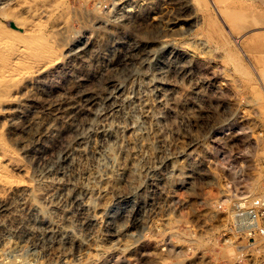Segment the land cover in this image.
I'll list each match as a JSON object with an SVG mask.
<instances>
[{"label": "rangeland", "instance_id": "1", "mask_svg": "<svg viewBox=\"0 0 264 264\" xmlns=\"http://www.w3.org/2000/svg\"><path fill=\"white\" fill-rule=\"evenodd\" d=\"M60 1H0V24L56 34L62 57L31 69L10 110L13 147L37 190L0 210V264H264V235L250 238L242 219L264 188V0ZM234 14L257 22L238 26ZM13 214L29 236L15 234Z\"/></svg>", "mask_w": 264, "mask_h": 264}, {"label": "bare ground", "instance_id": "2", "mask_svg": "<svg viewBox=\"0 0 264 264\" xmlns=\"http://www.w3.org/2000/svg\"><path fill=\"white\" fill-rule=\"evenodd\" d=\"M1 1V0H0ZM3 1V0H2ZM13 1V0H12ZM32 1V0H31ZM62 1V0H61ZM60 1V2H61ZM64 1H66V0H64ZM100 1V0H99ZM132 1H134V0H132ZM140 1H142V0H140ZM9 2V1H8ZM39 2H41V1H39ZM78 2V1H77ZM143 2H144V0H143ZM146 2V1H145ZM195 2H197L196 0H195ZM19 3V2H18ZM34 3H35V1H34ZM65 3V2H64ZM129 3V2H128ZM135 3V2H134ZM141 3V2H140ZM36 4V3H35ZM51 4V3H50ZM58 4H60V3H58ZM144 4V3H143ZM190 4V3H189ZM9 5H10V3H9ZM54 5V4H53ZM192 5V4H191ZM13 6V5H12ZM22 6V5H21ZM34 6V5H33ZM51 7H53L52 5H50ZM47 7V8H50V9H48V10H50V12L49 13H52L51 11H53V10H51V7ZM62 6V5H61ZM129 6V5H128ZM17 7V6H16ZM26 7V6H25ZM24 7V8H25ZM40 7V6H39ZM54 7H55V5H54ZM60 7V6H59ZM58 7V8H59ZM63 7V6H62ZM135 7V6H134ZM13 8V7H12ZM29 8V7H28ZM43 8V7H42ZM46 8V9H47ZM66 8V7H65ZM68 8V7H67ZM126 8V7H125ZM132 8V7H131ZM130 8V9H131ZM140 8V7H139ZM22 9H23V7H22ZM60 9V8H59ZM64 9V8H63ZM133 9V8H132ZM132 9H131V11H132ZM168 9V8H167ZM30 10H32V13H33V9H30ZM29 10V11H30ZM40 10H42L41 9V7H40ZM56 10V12H57V10L58 9H55ZM65 10H67V9H65ZM136 10V9H135ZM23 11V10H22ZM26 11H28V9L26 10ZM38 11V10H37ZM68 11V10H67ZM71 11V10H70ZM18 12V11H17ZM35 12V11H34ZM44 12V11H43ZM42 12V13H43ZM55 12V11H54ZM53 12V13H54ZM55 12V13H56ZM147 12V11H146ZM162 12H164V11H162ZM161 12V14H163ZM19 13V12H18ZM25 13H27V12H25ZM42 13H40L41 15H43ZM63 13V12H62ZM68 13V12H67ZM131 13V12H130ZM160 13V12H159ZM187 13V12H186ZM12 14H13V12H12ZM22 14H23V12H22ZM30 15H31V13H29ZM39 14V15H40ZM45 14V13H44ZM69 14V13H68ZM160 14V15H161ZM194 14H196L195 12H194ZM16 15V14H15ZM15 15H13V16H15ZM33 15V14H32ZM152 15V14H151ZM8 16V15H7ZM6 16V17H7ZM17 16V15H16ZM50 16V15H49ZM55 16V15H54ZM58 16V15H57ZM70 16V15H69ZM131 16H133V15H131ZM158 16V15H157ZM230 16V15H229ZM228 16V17H229ZM11 17V16H10ZM29 17H31V16H29ZM33 17V16H32ZM61 17H63V16H61ZM139 17V16H138ZM141 17V16H140ZM185 17V16H184ZM246 16H244V17H240V16H237V15H231L230 16V19L236 24V25H238V26H240V25H242L243 23L244 24H248V23H250L251 25H253L254 24V22H257V21H253V20H249V19H247V18H245ZM4 18V17H3ZM35 18V17H34ZM41 18V17H40ZM40 18H37V19H40ZM43 18V17H42ZM69 18V17H68ZM132 18V17H131ZM165 18H167V17H165ZM169 18V17H168ZM167 18V19H168ZM200 18V17H199ZM7 19V18H6ZM9 19V18H8ZM17 19V18H16ZM33 19V18H32ZM127 19V18H126ZM129 19V18H128ZM154 19V18H153ZM196 19V18H195ZM18 20V19H17ZM20 20V19H19ZM46 20V19H45ZM47 20H48V18H47ZM71 20V19H70ZM149 20V19H148ZM24 21V20H23ZM36 21V20H35ZM55 21H58V18H57V20H55ZM64 21V20H63ZM150 21V20H149ZM152 21V20H151ZM162 21V20H161ZM172 21V20H171ZM196 21V20H195ZM37 22H40V21H37ZM44 22V21H43ZM46 22V21H45ZM44 22V23H45ZM48 22V25H49V22H50V19H49V21H47ZM47 22H46V24H47ZM68 22H69V19H68ZM67 22V23H68ZM145 22V21H144ZM165 22V21H164ZM192 22V21H191ZM197 22V21H196ZM21 23V22H20ZM27 23V22H26ZM62 22H60V24H61ZM67 23L65 24V25H67ZM92 23V22H91ZM119 23V22H118ZM138 23V22H137ZM145 23H147V22H145ZM153 23V22H152ZM25 24V23H24ZM28 24V23H27ZM43 24V23H42ZM51 24V23H50ZM117 24V23H116ZM157 24V23H156ZM196 24V23H195ZM12 25V24H11ZM142 25V24H141ZM143 25H144V23H143ZM179 25V24H178ZM201 25V24H200ZM199 25V26H200ZM259 25V24H258ZM257 25V26H258ZM261 25V24H260ZM25 26V25H24ZM24 26H23V24H15L14 25V28H17V29H24ZM29 26H31V25H29ZM38 26V25H37ZM52 26V25H51ZM69 26V25H68ZM131 23H129L128 22V24L127 25H125L123 28L124 29H126V30H132L131 29ZM149 26V25H148ZM164 26V25H163ZM46 27V26H45ZM44 27V28H45ZM48 27V26H47ZM54 27V26H53ZM67 27V26H66ZM147 27V26H146ZM171 27V26H170ZM174 27V26H173ZM178 28H181V29H183L182 28V26L180 27V25L179 26H177ZM177 27H175V28H177ZM196 27H197V25H196ZM29 28H31V27H29ZM34 28V27H33ZM61 28H63V27H61ZM73 28V27H72ZM119 28V27H118ZM121 28V27H120ZM164 28H166V27H164ZM168 28V27H167ZM39 30H40V28H38ZM43 29V28H42ZM67 29H68V27H67ZM172 29V28H171ZM46 30V29H45ZM65 30V29H64ZM115 30V29H114ZM116 30H118L117 28H116ZM164 30V29H163ZM43 31H44V29H43ZM50 31V30H49ZM49 31H48V33H49ZM68 31V30H67ZM118 31H120V29L118 30ZM117 31V32H118ZM166 31V30H165ZM23 32V31H22ZM46 32V31H45ZM55 32V31H54ZM64 32V31H63ZM69 32V31H68ZM116 32V33H117ZM123 32V31H122ZM38 33H40V31L38 32ZM59 32H57V34H58ZM135 33H137L136 31H135ZM37 34V33H36ZM50 34H51V32H50ZM162 34V33H161ZM54 35V36H53ZM53 35H51L50 37L49 36H47V35H44V34H38L37 36L36 35H33V34H31V33H28L27 32V30H25L24 31V33H21V32H19V31H16V30H13V29H11V28H5L2 24H0V210L1 211H5V212H10V211H14L12 208L13 207H11L12 206V201H13V199L14 198H18V199H21V200H25V199H27V196L29 197V195H30V193L31 194H34L35 192H36V190H37V186H36V183H34L32 180H30L28 177H27V172L29 171H27L26 172V170H25V168H23V165L21 164V161L23 160V158L24 157H22V155H20L19 154V151H17V148H15V147H13V145H16V144H18V137H17V139L15 138V136L13 135V133L14 132H12V127L9 125V120L8 119H10L9 117H10V110H11V108L13 107V105H14V103H15V100L17 99V97L19 96V92H20V89H21V86L25 83V82H27V81H29L30 80V73H31V69H35V68H37L36 69V71L38 70L39 72H41V71H44V70H46L49 66H51V65H55V64H57V63H60L61 61H62V57H61V54H60V51L58 50L59 49V47H58V49L56 48V43H55V40H56V34H53ZM136 35H138V34H136ZM62 36V35H61ZM60 36V37H61ZM65 36V35H64ZM114 35L112 34V33H106V34H104V37H106L107 39L109 38H111V37H113ZM101 37H103V35H101ZM139 37V36H138ZM63 38H66V37H63ZM162 38H163V36H162ZM165 38H167V37H165ZM174 38H176V37H174ZM182 38V37H181ZM262 38V37H261ZM172 39V38H171ZM158 40V39H157ZM166 40V39H165ZM59 41V40H58ZM160 41V40H159ZM170 41V40H169ZM62 42V41H61ZM100 42V41H99ZM174 42V41H173ZM68 43V42H67ZM97 43V42H96ZM106 43V42H105ZM136 43V42H135ZM143 43V42H142ZM165 43H166V41H165ZM64 44V43H63ZM62 44V45H63ZM79 44V43H78ZM129 44V43H128ZM167 44V43H166ZM62 45H61V49L63 48L62 47ZM148 45V44H147ZM157 45V44H156ZM160 45V44H159ZM59 46V45H58ZM66 46V45H65ZM88 46V45H87ZM90 46V45H89ZM144 46V45H143ZM161 46V45H160ZM167 46V45H166ZM93 47V46H92ZM96 47V46H95ZM168 47V46H167ZM127 48V47H126ZM139 48V47H138ZM67 49V48H66ZM93 49V48H92ZM92 49H90V50H92ZM95 49V48H94ZM128 49V48H127ZM131 49V48H130ZM132 49H133V47H132ZM144 49V48H143ZM172 49V48H171ZM175 49V48H174ZM253 49V48H252ZM261 49V48H260ZM64 50V49H63ZM77 50V49H76ZM85 50V49H84ZM87 50V49H86ZM140 50H141V48H140ZM145 50H146V48H145ZM75 51V50H74ZM88 51H89V49H88ZM101 51V50H100ZM123 51V50H122ZM133 51V50H132ZM252 51H254V50H252ZM262 51V50H261ZM86 52V51H85ZM158 52V51H157ZM260 52V51H259ZM91 53H93L92 51H91ZM95 53V52H94ZM167 53V52H166ZM78 54V53H77ZM80 54H84L83 53V51L82 52H80ZM88 54L90 55V53L88 52ZM97 54V53H96ZM150 54V53H149ZM181 54V53H180ZM187 54V53H186ZM228 54V53H227ZM85 55V54H84ZM122 55V54H121ZM230 55V54H229ZM63 56V55H62ZM71 56V55H70ZM80 56V55H79ZM133 56V55H132ZM135 56V55H134ZM202 56V55H201ZM76 57V56H75ZM83 57V56H82ZM127 57V56H126ZM130 57V56H129ZM128 57V58H129ZM137 57V56H136ZM170 57H172V56H170ZM95 58V57H94ZM111 58V57H110ZM196 58V57H195ZM47 60L46 61V63L45 64H42V61L43 60ZM80 59H82V58H80ZM90 59V58H89ZM119 59V58H118ZM122 59V58H121ZM120 59V60H121ZM137 59V58H136ZM145 59V58H144ZM143 59V60H144ZM157 59V58H156ZM229 59H230V61H232V62H234V63H236L237 64V70L238 71H240V72H244V69H243V66H242V64H241V61H240V59L236 56V55H230L229 56ZM87 60V59H86ZM76 61V60H75ZM82 61H83V59H82ZM110 61L112 62V60L110 59ZM123 61H124V59H123ZM151 61V60H150ZM192 61V60H191ZM198 61H200V60H198ZM66 62H68V61H66ZM72 62V61H71ZM77 62V61H76ZM140 62V61H139ZM190 62V61H189ZM193 62V61H192ZM79 63V62H78ZM117 64H118V62H116ZM121 63V62H120ZM136 63V62H135ZM76 64V63H75ZM131 64V63H130ZM142 64V63H141ZM157 64V63H156ZM155 64V65H156ZM63 65V64H62ZM119 65V64H118ZM118 65H117V67H118ZM79 66V65H78ZM81 66H83V65H81ZM136 66V65H135ZM167 66V65H166ZM175 66V65H174ZM106 67V66H105ZM113 67H115V65H113ZM165 67V66H164ZM65 68V67H64ZM78 68V67H77ZM82 68V67H81ZM66 69V68H65ZM121 69V68H120ZM122 70V69H121ZM184 70V69H183ZM83 71V70H82ZM113 71V70H112ZM102 72V71H101ZM117 72V71H116ZM178 72V71H177ZM176 72V73H177ZM186 72H188V71H186ZM73 73V72H72ZM107 73V72H106ZM96 74V73H95ZM122 74V73H121ZM182 74V73H181ZM34 75V74H33ZM50 75V74H49ZM111 75V74H110ZM180 75V74H179ZM75 76V75H74ZM113 76V75H112ZM184 76V75H183ZM77 77H78V75H77ZM86 77V76H85ZM84 77V78H85ZM94 77V76H93ZM98 77H99V75H98ZM106 77V76H105ZM160 77V76H159ZM45 78V77H44ZM81 78V77H80ZM79 79V78H78ZM96 79V78H95ZM104 79V78H103ZM31 80H32V78H31ZM74 80V79H73ZM115 80V79H114ZM90 81V80H89ZM91 81H92V79H91ZM97 81V80H96ZM111 81V80H110ZM31 82H33V81H30L29 83H31ZM38 82V81H37ZM40 82V81H39ZM76 82V81H75ZM86 82V81H85ZM88 82V81H87ZM28 83V82H27ZM90 84H92L91 82H89ZM106 83H107V81H106ZM34 84V83H33ZM50 84V83H49ZM77 84V83H76ZM109 84H111V82L109 83ZM109 84H107V85H109ZM96 85H98V82H97V84ZM31 86V85H30ZM83 86V85H82ZM101 86V85H100ZM121 86V85H120ZM80 87V86H79ZM86 87V86H85ZM97 87V86H96ZM117 87V86H116ZM115 87V88H116ZM66 89V88H65ZM33 90V89H32ZM116 90V89H115ZM22 91H23V89H22ZM86 91V90H85ZM32 92V91H31ZM69 92V91H68ZM35 93H36V91H35ZM38 93V92H37ZM37 93H36V95H37ZM97 93V92H96ZM99 93V92H98ZM63 94V93H62ZM61 94V95H62ZM66 94V93H65ZM117 94H119V93H117ZM120 94H121V90H120ZM26 95H27V93H26ZM89 95V94H88ZM114 95V94H113ZM54 96V95H53ZM57 96V95H56ZM80 96V95H79ZM102 96H103V94H102ZM104 96H106V95H104ZM104 96H103V99H108V98H104ZM122 96H123V94H122ZM20 97H22V95H20ZM19 97V98H20ZM74 97V96H73ZM82 97V96H81ZM118 97H119V95H118ZM124 97V96H123ZM46 98H48V97H46ZM50 98V97H49ZM112 98V97H111ZM114 98V97H113ZM122 98V97H121ZM52 99V98H51ZM69 99V98H68ZM84 99V98H83ZM88 99V98H87ZM20 100H21V98H20ZM48 100V99H47ZM111 100V99H110ZM118 100V99H117ZM125 100V99H124ZM35 101V100H34ZM39 101V100H38ZM40 101H42V100H40ZM50 101H52V100H50ZM77 101H78V99H77ZM105 101V100H104ZM112 101H113V99H112ZM49 102V101H48ZM56 102V101H55ZM61 102V101H60ZM79 102V101H78ZM109 102V101H108ZM115 103L117 102V101H114ZM122 103H123V101H121ZM51 103V102H50ZM66 103V102H65ZM76 103V102H75ZM101 103V102H100ZM27 104V103H26ZM49 104V103H48ZM55 104V103H54ZM71 104V103H70ZM84 104V103H83ZM101 104H103V103H101ZM117 104V103H116ZM120 104V103H119ZM37 105V104H36ZM89 105V104H88ZM91 105V104H90ZM109 105H111V104H109ZM123 105V104H122ZM59 106V105H58ZM68 106V105H67ZM79 106V105H78ZM86 106V105H85ZM119 106V105H118ZM26 107V106H25ZM36 107V106H35ZM38 107H39V105H38ZM93 107V106H92ZM107 107V106H106ZM44 108V107H43ZM54 108V107H53ZM99 108V107H98ZM115 108L116 107H114V106H112V110L114 111L115 110ZM120 108V107H119ZM38 109V108H37ZM60 109V108H59ZM64 109V108H63ZM122 108H120L119 110H121ZM22 110V109H21ZM26 110V109H25ZM29 110H30V108H29ZM34 110V109H33ZM52 110V109H51ZM56 110V109H55ZM67 110V109H66ZM73 110V109H72ZM80 110V109H79ZM87 110V109H86ZM94 110V109H93ZM103 110H104V108H103ZM58 111V110H57ZM75 111V110H74ZM90 111V110H89ZM101 111V110H100ZM20 112V111H19ZM26 112V111H25ZM53 112H54V110H53ZM73 112V111H72ZM71 112V113H72ZM76 112V111H75ZM74 112V113H75ZM102 112V111H101ZM107 112V111H106ZM116 112V111H115ZM118 112V111H117ZM65 113H66V111H65ZM105 113V112H104ZM110 113V112H109ZM114 113V112H113ZM16 114V113H15ZM40 114V113H39ZM53 114V113H52ZM60 114V113H59ZM66 114H68V113H66ZM112 114V113H111ZM28 115V114H27ZM34 115V114H33ZM42 115V114H41ZM49 115V114H48ZM62 115V114H61ZM92 115V114H91ZM98 115H99V113H98ZM102 115V114H101ZM104 115V114H103ZM106 115V114H105ZM114 115V114H113ZM112 115V116H113ZM54 116V115H53ZM57 116V115H56ZM69 116V115H68ZM78 116V115H77ZM82 116V115H81ZM80 116V117H81ZM87 116V115H86ZM100 116V115H99ZM115 116H116V114H115ZM119 116V115H118ZM117 116V117H118ZM19 117V116H18ZM65 117V116H64ZM104 117V116H103ZM106 117V116H105ZM62 118V117H61ZM68 118V117H67ZM94 118H96V117H94ZM102 118V117H101ZM100 118V119H101ZM42 119V118H41ZM50 119V118H49ZM48 119V120H49ZM77 119H79V118H77ZM82 119V118H81ZM89 119V118H88ZM99 119V120H100ZM110 119V118H109ZM113 118L111 117V120H112ZM116 119V118H115ZM118 119V118H117ZM38 120V119H37ZM36 120V121H37ZM44 120V119H43ZM42 120V121H43ZM59 120V119H58ZM73 120V119H72ZM75 120V119H74ZM85 120V119H84ZM99 120H98V122H99ZM102 120V119H101ZM108 120V119H107ZM18 121V120H17ZM29 121V120H28ZM70 121V120H69ZM76 121V120H75ZM88 121V120H87ZM103 121H105V120H102V122ZM20 122V121H19ZM33 122H35V121H33ZM47 122V121H46ZM67 122V121H66ZM113 122V121H112ZM11 123V122H10ZM21 123H23V122H21ZM20 123V124H21ZM29 123V122H28ZM37 123V122H36ZM39 123V122H38ZM56 123V122H55ZM82 123V122H81ZM105 123V122H104ZM110 123V122H109ZM109 123H107L108 125H109ZM120 123V122H119ZM44 124V123H43ZM67 124V123H66ZM95 124V123H94ZM106 124V125H107ZM114 124V123H113ZM25 125V124H24ZM27 125V124H26ZM25 125V126H26ZM32 125V124H31ZM34 125V124H33ZM38 125V124H37ZM15 126V125H14ZM92 126V125H91ZM40 127V126H39ZM88 127V126H87ZM95 127H98V125L97 126H95ZM100 127H102V126H100ZM105 127V126H104ZM111 127V126H110ZM116 127V126H115ZM22 128V127H21ZM28 128V127H27ZM34 128L36 129V127L34 126ZM42 128H43V125H42ZM53 128V127H52ZM51 128V129H52ZM60 128V127H59ZM63 128V127H62ZM71 128V127H70ZM86 129V128H85ZM88 129V128H87ZM95 129V128H94ZM105 129V128H104ZM18 130V129H17ZM59 130V129H58ZM76 130V129H75ZM97 130V129H96ZM99 130V129H98ZM114 130V129H113ZM61 131V130H60ZM43 132V131H42ZM70 132V131H69ZM68 132V133H69ZM114 131H112L111 133H113ZM18 133V132H17ZM20 133V132H19ZM19 133H18V135H19ZM35 133H36V131H35ZM46 133V132H45ZM57 133V132H56ZM59 133V132H58ZM88 133H90V132H88ZM98 133V132H97ZM115 133V132H114ZM40 134H42V133H40ZM80 134V133H79ZM107 134V133H106ZM73 135V134H72ZM86 135V134H85ZM90 135V134H89ZM93 135V134H92ZM32 136V135H31ZM51 136H54V135H51ZM74 136V135H73ZM106 136V135H105ZM26 137V136H25ZM42 137V136H41ZM95 137V136H94ZM96 137H97V134H96ZM96 137H95V139H96ZM104 137V136H103ZM27 138V137H26ZM34 138V137H33ZM62 138V137H61ZM97 138H99V137H97ZM106 138V137H105ZM109 138V137H108ZM66 139V138H65ZM78 139V138H77ZM88 139V138H87ZM101 139V138H100ZM111 139V138H110ZM117 139V138H116ZM27 140H28V138H27ZM36 140H37V137H36ZM39 140V139H38ZM59 140V139H58ZM70 140V139H69ZM68 140V141H69ZM80 140V139H79ZM89 140V139H88ZM87 140V141H88ZM93 139H91V141H92ZM101 140H103V139H101ZM108 140V139H107ZM95 141V140H94ZM110 141V140H109ZM108 141V142H109ZM34 142V141H33ZM71 142V141H70ZM80 142H81V140H80ZM101 142V141H100ZM103 142V141H102ZM101 142V143H102ZM118 142V141H117ZM24 143V142H23ZM28 143V142H27ZM26 143V144H27ZM58 143V142H57ZM61 143V142H60ZM59 143V144H60ZM63 143V142H62ZM65 143V142H64ZM85 143V142H84ZM93 143V142H92ZM100 143V144H101ZM116 143V142H115ZM79 143L77 142V145H78ZM48 145V144H47ZM58 145V144H57ZM69 145V144H68ZM80 145V144H79ZM81 145H82V143H81ZM93 145H94V143H93ZM92 145V146H93ZM98 145V144H97ZM104 145H106V144H104ZM90 146V145H89ZM50 147V146H49ZM60 147V146H59ZM70 147V146H69ZM75 147V146H74ZM73 147V148H74ZM80 147V146H79ZM91 147V146H90ZM97 147V146H96ZM61 148H63V147H61ZM107 148V147H106ZM112 148V147H111ZM52 149V148H51ZM75 149V148H74ZM82 149H83V147H82ZM101 149V148H100ZM78 150V149H77ZM76 150V151H77ZM93 150H95V149H93ZM98 150V149H97ZM25 151H27V150H24V152ZM65 151V150H64ZM71 151V150H70ZM102 151V150H101ZM21 152V151H20ZM68 152V151H67ZM91 152H92V150H91ZM91 152L89 153V154H91ZM94 152V151H93ZM63 153V152H62ZM73 153V152H72ZM78 153V152H77ZM51 154V153H50ZM70 154V153H69ZM80 154V153H79ZM88 154V155H89ZM99 154V153H98ZM55 155V154H54ZM61 155V154H60ZM81 155V154H80ZM88 155H87V157H88ZM21 156V157H20ZM70 156V155H69ZM75 157V156H74ZM85 157V156H84ZM26 158V157H25ZM41 158V157H40ZM50 158V157H49ZM55 158H56V156H55ZM68 158V157H67ZM65 159V158H64ZM78 159V158H77ZM81 159H83V158H81ZM85 159V158H84ZM51 160V159H50ZM68 160H70V159H68ZM67 160V161H68ZM71 161V160H70ZM79 161V160H78ZM77 162V161H76ZM41 163H42V161H41ZM72 163V162H71ZM67 164V163H66ZM78 164H79V162H78ZM53 165V164H52ZM57 165H58V163H57ZM62 165H63V163H62ZM61 165V166H62ZM68 165V164H67ZM25 166H28V165H25ZM66 166V165H65ZM74 166V165H73ZM81 166H83V164L81 165ZM29 167V166H28ZM69 167V166H68ZM67 167V168H68ZM49 168H52V167H49ZM70 168H71V166H70ZM73 168V167H72ZM55 169V168H54ZM58 169V168H57ZM76 169V168H75ZM44 170V169H43ZM46 170V169H45ZM62 170H64V169H62ZM67 170V169H66ZM49 171V170H48ZM45 172V171H44ZM59 172V171H58ZM62 172V171H61ZM38 173V172H37ZM36 173V174H37ZM46 173V172H45ZM52 173V172H51ZM63 173V172H62ZM69 173V172H68ZM72 173H74V172H72ZM15 174H21L20 176H16ZM41 174V173H40ZM264 174V173H263ZM30 175V174H29ZM45 175V174H44ZM47 175V174H46ZM56 175V174H55ZM62 175V174H61ZM65 175V174H64ZM76 175V174H75ZM262 175V174H261ZM31 176V175H30ZM43 176V175H42ZM53 176V175H52ZM78 176V175H77ZM47 177V176H46ZM45 177V178H46ZM57 177V176H56ZM70 177H72V176H70ZM259 177V176H258ZM264 177V176H263ZM60 178H62V177H60ZM64 178H65V176H64ZM63 178V179H64ZM34 179H36V178H33V180ZM39 179H41L40 177H39ZM52 179V178H51ZM67 179V178H66ZM70 179V178H69ZM260 179H261V176L252 184V188H251V193L252 192H254V188L258 185V183L260 182ZM45 180V179H44ZM57 180V179H56ZM56 180H54V181H56ZM60 180V179H59ZM45 181H47V180H45ZM51 181V180H50ZM62 181V180H61ZM60 181V182H61ZM66 181V180H65ZM76 181V180H75ZM36 182H38V177H37V181ZM42 182H44V181H42ZM53 182V181H52ZM48 183V182H47ZM46 183V184H47ZM50 183L51 182H49V185H50ZM75 183V185H76V182H74ZM61 184H63V183H61ZM78 184V183H77ZM53 185V184H52ZM74 185V184H73ZM54 186H56L55 184H54ZM46 187V186H45ZM51 187V186H50ZM59 187V186H58ZM62 187V186H61ZM65 187V186H64ZM79 186H77V188H78ZM43 188V187H42ZM47 188V187H46ZM49 188V187H48ZM66 189V188H65ZM74 189V188H73ZM82 189V188H81ZM250 189V188H249ZM39 190V189H38ZM43 190V189H42ZM53 190V189H52ZM78 190V189H77ZM77 190H75L76 191V193L78 192ZM50 191V190H49ZM49 191H48V193H49ZM62 191H64V190H62ZM40 192V191H39ZM44 192V191H43ZM47 192V191H46ZM60 193V192H59ZM47 194V193H46ZM45 194V195H46ZM80 194V193H79ZM41 195V194H40ZM63 195V194H62ZM64 195H65V191H64ZM64 195L62 196L63 198H64ZM70 195V194H69ZM74 195V194H73ZM77 195V194H76ZM83 195H84V193H83ZM89 195V194H88ZM31 196V195H30ZM68 196V195H67ZM37 197V196H36ZM40 197V196H39ZM56 197V196H55ZM86 197V196H85ZM30 198V197H29ZM33 197H31V199L30 200H33L32 199ZM53 198V197H52ZM73 198V197H72ZM47 199H48V197H47ZM54 199V198H53ZM67 199V198H66ZM70 199V198H69ZM38 200V199H37ZM41 200V199H40ZM58 200V199H57ZM86 200V199H85ZM84 200V201H85ZM48 201V200H47ZM49 201H51V200H49ZM53 201V200H52ZM62 201V200H61ZM65 201V200H64ZM63 201V202H64ZM80 201V200H79ZM251 201V200H250ZM249 201V202H250ZM21 202V201H20ZM41 202V201H40ZM73 202V201H72ZM76 202H78L77 200H76ZM248 202V201H247ZM246 202V203H247ZM23 203H25V202H23ZM45 203V202H44ZM49 203V202H48ZM47 203V204H48ZM59 203V202H58ZM68 203H70V202H68ZM79 203V202H78ZM84 203V202H83ZM246 203H243V204H241V206H244V205H247ZM55 204V203H54ZM81 204V203H80ZM80 204H78V205H80ZM16 205V204H15ZM31 205V204H30ZM35 205V204H34ZM33 205V206H34ZM43 205V204H42ZM66 205V204H65ZM64 205V206H65ZM76 205V204H75ZM249 205H250V203H249ZM27 205H25V207H26ZM62 206V205H61ZM69 206V205H68ZM21 207V206H20ZM31 207V206H30ZM36 207V209H34L35 211H38L39 213H40V215H41V212H42V210L39 208V207H37V206H35ZM51 207H52V205H51ZM56 207H57V205H56ZM70 207V206H69ZM86 207V206H85ZM84 207V208H85ZM21 208H23V207H21ZM20 208V209H21ZM29 208V207H28ZM47 208H49V207H47ZM53 208H55V207H53ZM61 208V207H60ZM65 208V207H64ZM63 208V209H64ZM24 209V208H23ZM73 209V208H72ZM74 209H75V207H74ZM81 209V208H80ZM79 209V210H80ZM88 209H90V208H88ZM120 209V207L119 206H116V207H113V209H112V212H113V214L114 213H117L118 212V210ZM50 210V209H49ZM56 210V209H55ZM55 210H53V211H55ZM78 210V209H77ZM84 210V209H83ZM16 211V210H15ZM20 211V210H19ZM88 211V210H87ZM93 211V210H92ZM21 212H23V211H21ZM20 212V213H21ZM33 212V211H32ZM68 212V211H67ZM74 212V211H73ZM83 212V211H82ZM4 213V212H3ZM62 213V212H61ZM79 213V212H78ZM15 214V213H14ZM12 215V219L13 220H15V221H17L16 223V226H15V224H14V232H15V234H17V235H19L21 238H25V237H27V236H29V234L31 233V230H30V228H31V226H29L28 225V223L24 220V219H22L20 216H16V215ZM73 214V213H72ZM93 214H94V211H93ZM10 215V214H9ZM20 215H22V214H20ZM66 215V214H65ZM75 215V214H74ZM78 215V214H77ZM81 215V212H80V214L78 215V217L77 218H79V216ZM87 216H88V214H86ZM85 215V216H86ZM90 215H92L91 213H90ZM25 216V215H24ZM27 216V215H26ZM72 216V215H71ZM71 216H70V218H71ZM84 216V215H83ZM94 216V215H93ZM103 216V215H102ZM3 217V216H2ZM47 217V216H46ZM92 216H88L87 218L85 217V219H84V217H83V221L85 222V223H87V222H89V221H91L92 220V218H91ZM10 218V219H11ZM40 218H42V216L40 217ZM50 218V217H49ZM61 218V217H60ZM7 219V218H6ZM29 219V218H28ZM48 219V218H47ZM51 219H53V218H51ZM65 219V218H64ZM30 220V219H29ZM46 220V219H45ZM54 220V219H53ZM74 220V219H73ZM80 220V219H79ZM82 220V219H81ZM6 221V220H5ZM28 221V220H27ZM32 221V220H31ZM58 221V220H57ZM75 221V220H74ZM52 222V221H51ZM82 222V221H81ZM33 224V223H32ZM42 224V223H41ZM57 224H58V222H57ZM66 224V223H65ZM78 224V223H77ZM81 224V223H80ZM6 225V224H5ZM9 225V224H8ZM51 225V224H50ZM64 225V224H63ZM68 225V224H67ZM89 225V224H88ZM7 226V225H6ZM10 226V225H9ZM13 226V225H12ZM35 226V225H34ZM34 226H32V227H34ZM79 226V225H78ZM91 226V225H90ZM75 227V226H74ZM85 227V226H84ZM51 228V227H50ZM62 228V227H61ZM66 228H67V226H66ZM65 228V229H66ZM8 229V228H7ZM11 229V228H10ZM33 230H34V228H32ZM54 229V228H53ZM38 230V229H37ZM60 230V229H59ZM7 232V231H6ZM10 232V231H9ZM37 232V231H36ZM64 232V231H63ZM49 233H51V232H49ZM65 233V232H64ZM71 233V232H70ZM8 234V233H7ZM59 234V233H58ZM57 234V235H58ZM61 234V233H60ZM78 234V233H77ZM68 236V235H67ZM70 236V235H69ZM69 236H68V238H69ZM34 237V236H33ZM36 237V236H35ZM47 237V236H46ZM57 237H59V235L57 236ZM74 237V236H73ZM50 238V237H49ZM75 238V237H74ZM73 238V239H74ZM52 240L54 239V237L53 238H51ZM263 240H262V243H261V249L260 250H262V252H264V238H262ZM25 240H27V239H25ZM56 240V239H55ZM50 241V240H49ZM63 241V240H62ZM69 241V240H68ZM71 241V240H70ZM7 242H9L8 240H7ZM6 242V243H7ZM51 242V241H50ZM229 242V241H228ZM227 242V243H228ZM5 243V244H6ZM54 243V242H53ZM56 243V242H55ZM60 243V242H59ZM65 243V242H64ZM68 244H69V242H68ZM71 244V243H70ZM77 245V244H76ZM55 246V245H54ZM59 246H62V245H58V247ZM231 246V245H230ZM76 247V246H75ZM237 247V246H236ZM228 248V247H227ZM234 248H235V246H234ZM223 249H224V247H223ZM222 249V250H223ZM55 250V249H54ZM60 250V249H59ZM237 250V249H236ZM246 250V249H245ZM259 250V249H258ZM228 254H233V252H234V250L232 249V248H229L228 250ZM241 251V250H240ZM49 252V251H48ZM261 252V251H260ZM55 253H56V250H55ZM58 253H60V252H58ZM237 253V252H236ZM239 254V253H238ZM245 254H246V252H245ZM236 255V254H235ZM231 257H233V256H231ZM236 257H237V255H236ZM236 257H235V259H236ZM242 257H244L243 255H242Z\"/></svg>", "mask_w": 264, "mask_h": 264}, {"label": "built area", "instance_id": "3", "mask_svg": "<svg viewBox=\"0 0 264 264\" xmlns=\"http://www.w3.org/2000/svg\"><path fill=\"white\" fill-rule=\"evenodd\" d=\"M242 219L250 238L264 235V188L250 207L242 211Z\"/></svg>", "mask_w": 264, "mask_h": 264}]
</instances>
